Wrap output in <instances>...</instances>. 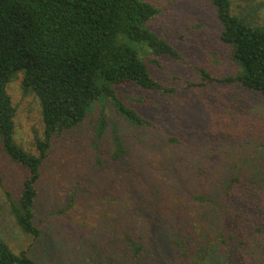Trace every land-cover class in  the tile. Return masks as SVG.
Instances as JSON below:
<instances>
[{
    "label": "rangeland",
    "instance_id": "rangeland-1",
    "mask_svg": "<svg viewBox=\"0 0 264 264\" xmlns=\"http://www.w3.org/2000/svg\"><path fill=\"white\" fill-rule=\"evenodd\" d=\"M148 1L160 8L148 28L182 57L147 64L149 72L175 93L118 86L122 103L150 127L130 125L108 103L99 139L97 105L53 136L36 183L35 238L10 214L27 170L0 141V237L35 264H264V98L203 78L238 71L210 0ZM231 1L233 13L264 25V0ZM21 78L7 85L14 139L37 154L40 107ZM113 127L125 151L116 160Z\"/></svg>",
    "mask_w": 264,
    "mask_h": 264
},
{
    "label": "trees",
    "instance_id": "trees-1",
    "mask_svg": "<svg viewBox=\"0 0 264 264\" xmlns=\"http://www.w3.org/2000/svg\"><path fill=\"white\" fill-rule=\"evenodd\" d=\"M210 1L222 26L220 41L229 48L238 71L220 79L201 71L203 78L238 84L264 98V25L254 24L250 13H233L231 0ZM159 13L148 0H0V141L6 155L27 170L17 200L9 202L23 234L39 236L33 222L36 183L53 136L81 125L97 105L99 139L108 126V103L130 125L150 127L148 120L122 103L118 86L133 84L162 96L175 93L155 80L147 65L159 67L164 57L182 61L168 41L148 28ZM17 74L22 75L23 93L39 103L43 132L42 138H34L37 154L14 139L16 110L7 85ZM112 131L111 158L116 160L125 151L116 127ZM0 264L35 262L24 252L14 253L0 237Z\"/></svg>",
    "mask_w": 264,
    "mask_h": 264
}]
</instances>
